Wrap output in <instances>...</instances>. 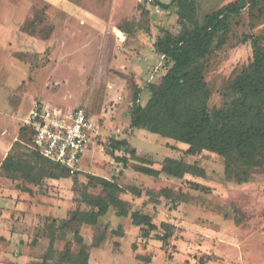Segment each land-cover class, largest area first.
<instances>
[{
    "label": "rangeland",
    "instance_id": "374dc122",
    "mask_svg": "<svg viewBox=\"0 0 264 264\" xmlns=\"http://www.w3.org/2000/svg\"><path fill=\"white\" fill-rule=\"evenodd\" d=\"M233 1L194 0L195 17L201 22L206 13ZM156 2L0 0V164L9 153L20 166L19 171L0 168V176L11 182L0 181V264H38L44 255L54 264L62 254L59 264H81L75 231L89 245V264H264V163L246 168L231 160L227 166L215 152L186 154L187 144L129 127L134 92L143 104L148 84L166 69L155 52L157 38L191 27L179 18L176 2L167 0L166 7ZM34 15L43 20L35 19L33 29ZM261 34L264 1L230 18L225 42L203 60L209 109L228 107L237 97L229 85L251 60ZM38 101L63 110L85 107L90 116L92 143L73 174L58 176L62 170L24 145L22 120ZM111 138L125 139L156 169L164 157H172L204 173L181 178L138 173L114 160L113 155L128 154L126 147L112 151ZM91 175L155 192L169 187L183 193L184 201L172 208L162 197L153 202L144 192L139 197L119 193L131 210L151 216L155 228H144L148 238L129 214L119 216L112 206L96 225L68 222L73 210L92 208L84 202L87 195L102 194ZM190 181L206 189L195 190ZM165 233L166 244L159 239ZM93 238L98 246H90Z\"/></svg>",
    "mask_w": 264,
    "mask_h": 264
},
{
    "label": "trees",
    "instance_id": "16d2710c",
    "mask_svg": "<svg viewBox=\"0 0 264 264\" xmlns=\"http://www.w3.org/2000/svg\"><path fill=\"white\" fill-rule=\"evenodd\" d=\"M162 7L166 5L156 0ZM177 5L180 19L187 20L191 27L177 35L165 33L157 38L155 52L164 61L165 72L157 82L148 84L149 95L143 104L137 102L138 90L133 94V101L129 108V127L142 129L149 133L169 138L187 144L186 154H195L200 150H209L229 161L243 163L246 168L261 166L264 163V34L259 36V43L254 42L252 58L241 72L231 81L229 88L237 94L230 105L225 108L207 106L211 94L205 80V66L203 60L222 45L229 32L230 18L239 14L244 8H253L264 0H235L215 11L206 13L201 22L195 17L194 0H173ZM34 15L30 21L34 29L35 19L43 20ZM48 34L44 36H48ZM23 140H27L25 128H20ZM28 135V134H27ZM22 140V141H23ZM16 141H19L17 139ZM112 151L126 147V153L134 161L130 162L127 155H113L116 162L123 167L130 166L138 173L157 178L160 175L181 178L186 173L203 174V170L195 165L184 163L182 160L164 157L160 168L151 166V160L138 156L134 147H129L125 139H110ZM33 154L43 158L37 153ZM52 166L62 170L58 176L67 174V170L59 167L45 158ZM3 170L19 171L18 162H13L9 153L0 164ZM247 173H245V177ZM245 179V178H244ZM89 180L101 187L102 194L87 195L85 203L92 208L89 210H73L68 222L75 224L96 225L100 216L107 212L109 206L116 208L119 216H127L131 223L139 226L142 236L148 238V230L155 228L151 216L131 210L130 204L119 197V193L128 192L139 197L142 192L153 202L158 197L166 200L174 208L183 200V193L169 187H160L155 191L147 185L122 186L116 178H105L91 175ZM195 190L206 187L197 182H189ZM166 227V223H161ZM146 227V229H144ZM79 243L78 256L81 264L88 262L89 245L85 244L77 231L74 232ZM168 234H162L159 239L166 244ZM99 240H94L90 246H98ZM62 254L61 256H63ZM61 256L54 264H59ZM137 258H141L137 256ZM50 255H44L38 264H50ZM150 262L149 258H141Z\"/></svg>",
    "mask_w": 264,
    "mask_h": 264
},
{
    "label": "built area",
    "instance_id": "2783aa9c",
    "mask_svg": "<svg viewBox=\"0 0 264 264\" xmlns=\"http://www.w3.org/2000/svg\"><path fill=\"white\" fill-rule=\"evenodd\" d=\"M32 152L73 174L91 145L94 125L85 107L63 110L47 101L35 102L22 120Z\"/></svg>",
    "mask_w": 264,
    "mask_h": 264
},
{
    "label": "bare ground",
    "instance_id": "6f19581e",
    "mask_svg": "<svg viewBox=\"0 0 264 264\" xmlns=\"http://www.w3.org/2000/svg\"><path fill=\"white\" fill-rule=\"evenodd\" d=\"M117 29V30H116ZM116 30V31H115ZM114 31L117 33V35L120 37V40L125 39V34L122 31H119L118 28H114Z\"/></svg>",
    "mask_w": 264,
    "mask_h": 264
},
{
    "label": "crops",
    "instance_id": "0c3cea01",
    "mask_svg": "<svg viewBox=\"0 0 264 264\" xmlns=\"http://www.w3.org/2000/svg\"><path fill=\"white\" fill-rule=\"evenodd\" d=\"M158 54V53H157ZM156 55V54H155ZM159 55V54H158ZM160 56V55H159ZM160 57H162V56H160ZM146 101V100H145ZM20 133V132H19ZM16 140H17V138H15ZM8 147V146H7ZM7 147H6V149H7ZM5 152H6V150L4 151V152H2L3 154H2V156L5 154ZM1 156V155H0ZM5 158V157H4ZM3 158V159H4ZM6 180V181H9V180H7L6 178H4V177H2V176H0V181H2V180ZM1 183V182H0ZM9 183H11L10 181H9ZM1 232V231H0ZM1 235V234H0ZM90 260V257H89V259H88V264H89V261Z\"/></svg>",
    "mask_w": 264,
    "mask_h": 264
},
{
    "label": "water",
    "instance_id": "95a60500",
    "mask_svg": "<svg viewBox=\"0 0 264 264\" xmlns=\"http://www.w3.org/2000/svg\"><path fill=\"white\" fill-rule=\"evenodd\" d=\"M160 3H162V4H165L166 2H167V0H158ZM117 30V29H116ZM115 30V31H116ZM119 31H121L120 29H118ZM116 33V32H115ZM117 34V33H116ZM118 36V35H117ZM118 38H120L119 36H118Z\"/></svg>",
    "mask_w": 264,
    "mask_h": 264
}]
</instances>
